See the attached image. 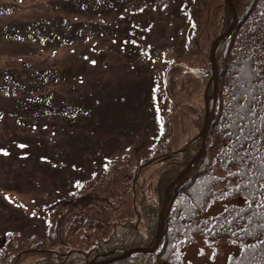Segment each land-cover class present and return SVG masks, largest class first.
<instances>
[{
    "label": "trees",
    "instance_id": "obj_1",
    "mask_svg": "<svg viewBox=\"0 0 264 264\" xmlns=\"http://www.w3.org/2000/svg\"><path fill=\"white\" fill-rule=\"evenodd\" d=\"M13 1L10 0L9 3ZM16 1L24 3L32 0ZM40 1L47 7L43 10L44 14L34 16L32 21L27 19L25 23L18 25L20 28L17 26L5 33L10 37L13 36V41L19 42L16 45H20V49L2 54L18 57L21 59L19 62L25 65L30 63V61H24L25 56L36 55L38 51L44 50L43 48L57 49L79 42H97L99 39L110 37L122 49L128 48L129 60H133L136 66L137 64L140 66L132 73L134 78L129 83L120 81L118 85L103 86V92L111 93V101H103L100 95L97 107L92 102L94 101L92 95L91 101H88L86 97L80 102L81 104L78 98L67 102L62 99L60 102L53 103L55 97L60 94L56 89L69 82L66 75H75L79 78L81 72L75 67L73 71L56 69L51 64L45 66L40 64L41 69L32 67L33 71L20 70L21 66L0 67V93H5L17 101L11 113L14 115L12 117L13 135L16 131L19 133L27 131L29 124V129L33 132L41 128L45 136L46 130V133L49 132L53 136L59 133V136L63 137L59 126L54 127V123H46V127L38 126L41 119L44 121L49 118L46 111L61 113V117L66 120L65 128L62 130L72 141H77L75 143L69 141L70 145H67L69 148L66 150L72 151L73 148L85 142V144L88 143L86 151L89 156L96 155L99 150L97 144H108L109 142H104L106 138H111L115 134L127 139V136L131 137L134 133H142L148 123L144 125L141 115L135 114L136 112L132 114L136 118L130 116L129 111H125L128 108L120 104L123 101L132 106V110L135 111L141 108L139 99L130 101L132 84H137L142 79L143 82L151 80L152 66L155 65L156 58L153 57L151 60L150 53L158 47L153 46L157 41L155 39L161 35L165 43L170 40L166 47L175 48V42L170 38L173 37L175 41V34L179 37L181 26L171 34H168L166 29L152 30V26L157 25L156 18L152 16L156 12L154 8L166 4L171 6L172 2L165 0L161 4V0ZM233 1L238 11V24L232 37L221 41L216 49L219 70L218 98L215 118L207 136L206 153L202 159L197 160L184 182L173 192L165 214L161 244L157 250L153 254L136 253L109 264H185L184 249L201 239L237 246L238 251L230 254L227 264H264V186H262L264 185V0ZM179 7L181 8L179 15L185 16L189 27L183 40L184 48L175 59L170 58L168 52L161 59V61L164 60L165 66L160 70L161 85L167 103L165 112L161 108V113H157L161 115V118L157 114L156 116L157 124L165 139L175 134L176 127L178 129L176 116L179 110L176 106L181 104L183 94L180 87L184 86L182 81L184 74H191L192 77H199L204 81L195 90V94L196 96L198 94L202 110H205L202 101L204 88L207 87L211 77L209 47L203 52L196 42L200 36L206 39L207 29L209 33L214 34L213 39L226 30L231 21V13L225 0H190V2L181 0ZM11 9L12 7L5 9L2 6L1 10L11 11ZM105 13L114 15L115 27L112 26L111 21H106L109 19L103 15ZM10 17L12 16L9 15L4 20ZM102 19L104 22L100 21ZM8 24L12 26L13 23L11 21ZM154 32L155 38H153ZM1 37L3 39V34ZM35 42L42 44L40 48ZM118 51L121 52L120 49ZM132 56L137 57L138 60L136 61ZM180 60L181 62L178 63ZM182 61L205 69L207 73L191 72ZM176 65L182 66V71L178 75H175L172 69ZM81 77L80 80H83ZM99 85L101 84L97 82L95 88L101 87ZM213 86L214 82L211 81L208 86L209 92H212ZM75 88L78 89V87ZM80 88L84 86H79V90ZM92 89H86V94L92 93ZM156 90L158 91L157 86L156 89L148 88L153 96H156ZM2 112L0 113L6 114L4 110ZM18 116L19 121H17ZM1 121L6 123L7 120L4 117ZM117 121H120L121 128L117 129L114 126ZM201 121L200 117L197 122L198 127ZM128 128L129 132H127ZM211 129L214 133H211ZM26 133L29 134L28 131ZM196 133L197 131L192 136L182 135L181 144L178 146H173L170 142L164 144L165 149L160 146L158 149L160 152L156 158L160 161V170L157 169L160 182L158 188L139 183L138 172L136 173L134 168L133 188L138 184L141 191L137 192L141 194L138 196L144 197L150 203L139 204L141 210L147 211L148 218L145 217L146 213L139 212L126 227L120 224L112 226L114 222L109 226V230L104 226V231L100 234L98 230L96 234L98 238L96 245L87 252L83 251L84 256H68L63 259L61 256L62 261L59 263H52L51 254L55 249L49 250V253L34 249L41 255V259L39 258L34 264H86L89 259H105L121 253L123 249L137 245H152L165 187L176 178L200 147V138L193 139L197 136ZM118 140L120 143L121 139L118 138ZM25 143L22 140L19 145L24 146ZM60 144L65 143L63 141ZM161 162L166 165L162 173ZM108 173V171L103 173L102 177L105 179ZM91 183L90 180L89 186ZM87 196L94 199L92 194ZM92 215L94 214L87 216L77 214L75 219L70 221L69 231L74 232L83 226L85 229L95 227ZM59 219L65 221L64 216ZM60 223L57 222V226L64 225L63 222ZM56 237L60 238L58 235ZM43 245L48 247L44 242L39 243V246ZM24 253L27 252H19L10 264L17 263Z\"/></svg>",
    "mask_w": 264,
    "mask_h": 264
},
{
    "label": "rangeland",
    "instance_id": "obj_2",
    "mask_svg": "<svg viewBox=\"0 0 264 264\" xmlns=\"http://www.w3.org/2000/svg\"><path fill=\"white\" fill-rule=\"evenodd\" d=\"M164 1L161 0V4ZM170 1L172 2L171 6L166 4L154 8L156 12L152 16L156 18L157 25L152 26V30L157 29L159 31L161 29L162 31L166 29L167 33L171 34L176 28L181 26L179 37L175 34V41L173 37L170 38L175 42V48L166 47L170 40L167 39L168 43H165L164 39H161V35L155 39L157 41L153 46L157 45L158 47L153 53H150L151 60H153V57L156 58V61H154L155 65L152 66L153 76L151 80L143 82L142 79L137 84H132L130 94L132 99L130 101L139 99L141 108L135 111L132 110V106L130 107L123 101L120 104L128 108L125 111H129L130 116L136 118L135 115H132L136 112L135 114L141 115L144 125L146 123L151 124L149 127L146 124L142 133H134L131 137L127 136V139L120 137L119 134L106 138L107 140L104 142L109 143L97 144L96 146L99 150H97L96 155H88L86 151L88 143L85 144V142L77 148H73L72 151L66 150L69 148L67 145H70L69 141H72V139L68 138L69 135L62 130L65 128L66 120L61 117V113L46 111L49 118L44 121L39 119L38 126L46 127V123H54V127L59 126L60 129H58L62 131L63 137L59 136V133L53 136L49 132L46 133V130L44 131L45 136L40 130L41 128H37L38 130L36 129L33 132L29 129V124L27 125L29 134L25 130L23 133L20 131L21 134L16 131L13 135L12 123L14 120L12 117L14 115L11 113L15 109L14 106L17 101L5 93H0V112L3 110L6 112L5 115L0 113V149H2L0 151V264H10L21 251L27 253L21 254L20 260L15 264H34L39 258L41 259V255L34 249L46 253L55 249L51 254L52 263L62 261L60 259L61 256L62 259L68 256H84L83 251L87 252L96 245L95 242L98 239L96 234H98V230H100L101 234L104 231V226L109 230V226L114 222L112 226L120 224V226L126 227L129 221L131 219L134 220L133 217L139 212L146 213L145 217L148 218L147 211L141 210L139 204L150 203L144 197L138 196L141 195L137 193L140 191L138 184L133 188V181L135 180L132 179V174L135 172L134 168L136 173L138 172L139 183L145 186L149 185L155 189L158 188L157 186L160 185L159 176L157 175L158 170H160V161L156 159L160 152L158 149L160 146L163 149L164 144L169 142L173 146L180 145L182 135L192 136L197 131L196 134L198 136L206 112V107L203 111L202 103L199 102L200 98L198 94L197 96L195 94V90L204 81L199 77H192L191 74H184L182 77L184 86L183 88L179 86L182 91L181 94H183L182 100L181 104L176 106L177 110H179L178 116H176L178 129L176 127L174 130L175 134L169 139H165L161 134L162 130L159 129L157 124L158 117L161 118V115L157 113H161V108L165 112L167 103L162 92L163 86L161 85L162 74L160 70L165 67L163 65L164 60L161 61V59L167 52L170 58L174 59L182 52L185 45L183 40L189 28L185 16L182 15L180 17L179 15L181 0ZM9 2L10 0H0V65H4L0 67L13 68L21 66L20 70L30 69L33 71L32 67L41 69V65L51 64L56 69L73 71V67H75L81 72L80 76H78L79 78L75 75H66L69 78V82L60 85L59 89H56L60 94L55 97V102L53 100V103L60 102L62 99L67 102L76 98L80 99L78 100L80 103L86 97L88 101H91L90 97L92 95V99H94L92 102L97 107L100 95L103 101H111V93L103 92V86L107 84L118 85L120 81L129 83L134 78L132 73L135 69H139L140 65L137 64L136 66L133 60H129L128 48L122 49L110 37L99 39L97 42H79L60 48L56 47L57 49L43 48L44 50L38 51L36 55L25 56L24 61H30V63L25 65L19 62L21 59L18 57L2 54L12 53V51L20 49V45H16L19 42L13 41V36L6 35V31H12L14 27L17 28L19 24L25 23L27 19L32 21L34 16H41L44 14L43 10L47 8L40 0L25 1L24 3H19L16 0L13 3ZM184 2H190V0H184ZM2 6L5 9L8 7H12V9L11 11L6 10V13V11L1 10ZM9 15L12 17L4 20ZM103 15L107 16L109 20H105L111 21L113 23L112 26L115 27L116 23L113 22L114 15L109 13ZM2 20L4 21L1 22ZM171 20L173 22H170ZM11 21L13 24L9 26L10 24L8 23ZM100 21L104 22L103 19ZM18 27L20 28V26ZM2 34L3 39L1 37ZM205 36L206 39L200 36L196 43H198L203 52L208 47L210 52L214 34L209 33L207 29ZM155 37L156 34L154 32L153 38ZM35 43L38 48L42 45L40 42ZM132 58L136 61L138 60L137 57L132 56ZM180 62L181 60L178 61V63ZM181 68V65L173 66L174 74L178 75V73H181ZM80 77L83 80H80ZM97 82L101 84L99 85L101 87L95 88L97 87ZM208 82L210 83V80ZM79 86H84V88L79 90ZM156 86L158 91H154L156 96H153L148 91V88L150 90L153 87L156 89ZM75 87H78V89ZM92 88L95 89L93 90ZM86 89H92L93 92L86 94ZM175 90L177 91V88ZM126 100L128 101V98ZM202 101L205 106V99L203 98ZM98 110L100 109L98 108ZM95 111L97 112V110ZM4 117L7 120L6 123L1 121ZM200 117L202 121L198 127L197 122ZM19 118L18 116L17 121H19ZM120 121L114 123L117 129L121 128ZM17 125L19 126V123ZM127 132H129V128ZM177 132L179 134H176ZM211 133H214L212 129ZM117 137L121 139L120 143ZM196 137H193V139ZM22 140L26 142L24 146L19 145ZM63 141L65 144H60ZM72 142L75 143L77 141L74 140ZM183 142L185 141L183 140ZM73 154H75L74 157ZM149 162L153 163L149 164ZM165 167L166 165L161 162V173L165 171ZM107 171L109 173L104 179L102 175ZM90 180L92 182L91 186H89ZM92 187L94 188L93 190L91 189ZM76 192L77 194H75ZM89 194H92L94 199L88 197L87 195ZM77 201L79 202L74 207ZM80 213L81 215L86 214V216L94 214L92 216L94 217L95 227L85 229L82 225L83 228L79 227L74 232H70L68 229L70 221H73L77 214L80 216ZM63 216L65 221L59 219ZM56 221L59 223L63 222L64 225L57 226ZM57 235L60 237L59 239L56 237ZM42 242L46 243L48 247L45 245L39 246V243ZM93 242L94 244H92ZM237 251V246L226 242L201 239L196 244L193 243L185 249L184 260L185 264H227L230 254ZM92 261H96V259H89L86 264H90Z\"/></svg>",
    "mask_w": 264,
    "mask_h": 264
},
{
    "label": "water",
    "instance_id": "obj_3",
    "mask_svg": "<svg viewBox=\"0 0 264 264\" xmlns=\"http://www.w3.org/2000/svg\"><path fill=\"white\" fill-rule=\"evenodd\" d=\"M227 1L229 4L231 14H232L230 25L226 31L222 32L221 34L215 37V39L212 41L211 46H210L209 60L211 63V70H212L210 82L214 81V88L211 94L208 93V86L206 87L205 92H204L206 112L204 115V121H203L202 128L197 136L201 139V146L197 150V152L194 154V156L191 158L189 163L186 166H184V168L179 172L178 176L174 180H172L166 187L165 197H164V200L162 202V207L159 212L158 226H157V231L155 234L154 244L150 247L139 246L137 248H131V249L123 251L121 254L113 256L112 258H108V259L100 260V261H92L90 264H107L110 261L120 259V258H126L137 252L145 253V254L147 253L152 254L158 248L161 238H162L163 231H164L165 213H166L169 201L173 195V190H171L172 186H174V188L177 189L184 182L188 172L191 170V168L194 166L197 160L202 159L206 153L207 135L211 127L212 121L214 119V116H215V107H216L217 96H218V78H219L218 73L219 72H218L217 62L215 58V52L221 40L229 39L231 37V35L233 34L235 30L237 22H238V15H237L238 13L233 3V0H227ZM185 65L188 68V70L191 72L198 73V74H206V71L204 69L189 66L188 64H185Z\"/></svg>",
    "mask_w": 264,
    "mask_h": 264
},
{
    "label": "bare ground",
    "instance_id": "obj_4",
    "mask_svg": "<svg viewBox=\"0 0 264 264\" xmlns=\"http://www.w3.org/2000/svg\"><path fill=\"white\" fill-rule=\"evenodd\" d=\"M225 4L228 5V9H229V11H230L229 4H228V1H227V0H225ZM230 13H231V11H230ZM237 15H238V14H237ZM231 16H232V14H231ZM238 18H239V17H238ZM237 24H238V22H237ZM236 27H237V25H236ZM227 29H228V27H227ZM227 29H226V30H227ZM226 30H225V31H226ZM211 125H212V124H211ZM210 128H211V127H210ZM209 130H210V129H209ZM195 153H196V152H195ZM189 161H190V160H189ZM189 161H188V163H189ZM188 163H187V164H188ZM187 164H186V165H187ZM186 165H185V166H186ZM171 190H173V192H174L176 189L174 188V186H172ZM165 191H166V188H165ZM154 242H155V241H154ZM160 244H161V241H160ZM160 244H159V246H160ZM139 246H140V245H137V246H134V247H132V248H137V247H139ZM185 249H186V248H185ZM185 249H184V250H185ZM123 250L125 251V250H127V249H123ZM137 253H138V252H137ZM138 254H139V253H138ZM147 254H150V253H147ZM152 254H153V253H152Z\"/></svg>",
    "mask_w": 264,
    "mask_h": 264
},
{
    "label": "snow or ice",
    "instance_id": "obj_5",
    "mask_svg": "<svg viewBox=\"0 0 264 264\" xmlns=\"http://www.w3.org/2000/svg\"><path fill=\"white\" fill-rule=\"evenodd\" d=\"M0 151H2V149H0ZM262 186H264V185H262Z\"/></svg>",
    "mask_w": 264,
    "mask_h": 264
}]
</instances>
